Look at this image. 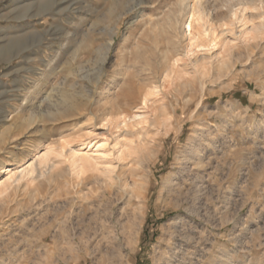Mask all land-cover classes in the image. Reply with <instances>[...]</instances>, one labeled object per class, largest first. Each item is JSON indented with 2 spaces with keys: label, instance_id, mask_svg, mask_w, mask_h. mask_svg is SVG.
Listing matches in <instances>:
<instances>
[{
  "label": "rangeland",
  "instance_id": "1",
  "mask_svg": "<svg viewBox=\"0 0 264 264\" xmlns=\"http://www.w3.org/2000/svg\"><path fill=\"white\" fill-rule=\"evenodd\" d=\"M194 1L0 0V185L56 165L0 195V264H264V32L239 37L241 0H198L225 31L195 67ZM241 2L258 21L264 0ZM159 103L168 124L130 120ZM70 149L92 157L83 176Z\"/></svg>",
  "mask_w": 264,
  "mask_h": 264
},
{
  "label": "bare ground",
  "instance_id": "2",
  "mask_svg": "<svg viewBox=\"0 0 264 264\" xmlns=\"http://www.w3.org/2000/svg\"><path fill=\"white\" fill-rule=\"evenodd\" d=\"M135 1V0H134ZM240 1V0H239ZM243 1V0H241ZM239 2L237 3L240 6H237V8H233V10L231 11L230 14V20L231 21V25L233 24H240L241 30H240V38H247L250 39L251 37H255V35H259L261 33L264 32V12L260 14V16L258 18H260L258 21H256L255 18L251 17L250 15L247 14V11L249 10L250 6H247L245 2ZM116 3V1H114ZM257 2V1H256ZM128 3V2H127ZM202 3V2H201ZM200 3V1L196 0L192 3H189L187 5V10L186 13L184 14V22H183V32L185 34L189 35V49L186 52V55L188 56V58L190 57L191 62H194V66L197 67L198 63H199V58L195 57V59H192L191 56H194L195 53L198 52L197 49H202L204 50V48L210 47L211 45L214 47H216L219 43L217 42V38L220 35L224 34L225 30H222L221 32H218L219 27L218 24L217 26H215L214 24L216 22L211 21L210 17L207 14V10L205 11L203 5ZM233 3V1H232ZM249 3V2H248ZM264 3V2H263ZM204 4V3H203ZM251 4V3H250ZM116 5V4H115ZM126 5V4H125ZM112 6V5H111ZM231 6V5H230ZM252 6V5H251ZM232 7V6H231ZM256 5H255V9H256ZM264 8V7H263ZM110 9V8H109ZM231 10V9H230ZM257 10V9H256ZM210 11V10H209ZM209 13V12H208ZM175 14V13H174ZM170 16V15H169ZM174 16V15H173ZM209 17V18H208ZM117 18V17H116ZM228 18V17H227ZM225 20V19H224ZM219 22V21H218ZM220 23V22H219ZM224 22H223V26H224ZM170 25V24H169ZM196 25L204 27L202 31L196 32ZM226 25H229L226 23ZM172 27V26H171ZM222 28V27H221ZM218 32V34H217ZM111 44V43H110ZM110 44L107 45L106 49L109 50L110 49ZM233 45L231 44L230 40L227 41V43L225 44V42H221V47L219 49H221L219 55L217 56L218 61L220 60H224L226 62H228V56L230 57L231 54V50L233 49ZM100 50V49H99ZM200 51V50H199ZM101 53V52H100ZM232 56V55H231ZM102 62V61H101ZM50 65V64H49ZM170 65V64H169ZM44 66V65H43ZM48 66V65H47ZM101 66V65H100ZM179 65H178V60H174V62L167 67L162 73L165 75L166 78H173L175 75L178 74V72L180 71L179 69ZM40 70V69H39ZM43 70V69H42ZM85 70V69H84ZM72 71V70H71ZM210 71V70H209ZM42 73V72H41ZM40 73V74H41ZM71 73V72H70ZM205 73V72H204ZM35 74V73H34ZM83 75V74H82ZM78 76V75H77ZM101 76V75H100ZM170 79V80H171ZM173 80V79H172ZM34 81V80H33ZM136 80H134L133 78H131L129 80V88L130 85L135 84ZM131 86V87H132ZM35 87V86H34ZM33 87V89H34ZM128 87V86H127ZM125 87V89H121L122 92H118L116 94V100L114 102H118L121 101L122 97H130L133 98L134 93L129 89ZM135 85L132 87L134 88ZM26 89V88H25ZM30 91V90H29ZM28 92V91H27ZM26 92V93H27ZM159 92L157 85L153 86L152 89L148 90V92H146L143 96V98H141V100L143 99V103L147 106L148 103L150 102L151 98L150 96L152 95H156ZM30 93V92H29ZM28 96V95H27ZM19 97V95H18ZM34 97V96H33ZM25 98V97H24ZM29 98V97H28ZM114 98V99H115ZM23 99V98H22ZM44 99V98H43ZM20 101V100H19ZM50 101V100H49ZM119 103V102H118ZM46 104V103H45ZM161 104V103H159ZM21 105H19L20 107ZM35 107V106H34ZM50 107V106H49ZM18 110V109H17ZM15 112V111H14ZM30 114V113H29ZM33 114V113H31ZM121 114V113H120ZM33 116L35 117V115L33 114ZM40 116V114H39ZM121 116V115H119ZM154 117L148 118V116H144L142 114H136L135 116H132L133 118H130V120H136L139 124H143L146 122L150 121V125L156 127L157 129L160 128L161 126L166 125V122L170 118L171 115L168 111V107L166 104L162 103L161 105H159L158 107H155V111H154ZM37 117V116H36ZM29 119V118H28ZM31 119V118H30ZM126 118L124 117H120L119 120L117 118L116 122L119 121V125L121 124H125L127 125L128 122L127 119L125 121ZM129 119V118H128ZM149 119V120H148ZM33 120V119H31ZM30 121V120H29ZM33 122V121H31ZM130 122V121H129ZM118 124V123H117ZM168 124V122H167ZM29 125V124H28ZM36 125V124H34ZM38 125V124H37ZM19 126V125H18ZM123 126V125H121ZM120 127V126H119ZM37 128V127H36ZM10 130V129H9ZM22 143V142H21ZM66 146V145H65ZM64 146V147H65ZM62 148V146H61ZM65 150V149H64ZM71 150V149H70ZM69 150V151H70ZM62 151V150H61ZM68 153V152H67ZM49 152L43 155H37V157L35 159H33V161L31 163H29L26 167H23L20 172L18 173V176H16V172L13 170H8L7 172L11 173L10 176L0 185V195L5 194L4 192L7 190V187L9 186L8 184H12V180L14 181H21L22 179L25 178H32L33 175H35L36 172H40L42 171V167L46 168V171L50 172L55 168V164L54 163H49V158H48ZM69 162L70 165L73 169V172H75V174L77 176L82 175L87 169H89L92 164V157L89 154H83L80 152L79 149H72L69 154ZM94 167V166H93ZM96 168V167H95ZM90 170V169H89ZM45 171V170H43ZM86 173V172H85ZM46 174V173H45ZM83 176V175H82ZM11 182V183H10ZM10 187V186H9ZM130 187V186H129ZM129 189V188H128ZM126 190V189H125ZM127 192V191H126ZM130 192V191H129ZM131 193V192H130ZM96 199V198H95ZM91 206V205H90ZM89 206V208H90ZM94 207V206H93ZM107 211V210H105ZM99 214V213H98ZM105 219V218H104ZM104 223V221H103ZM106 223V222H105ZM111 225V224H110ZM109 227V226H108ZM88 228V227H87ZM66 231V230H65ZM66 234V233H65ZM64 239V238H63Z\"/></svg>",
  "mask_w": 264,
  "mask_h": 264
}]
</instances>
